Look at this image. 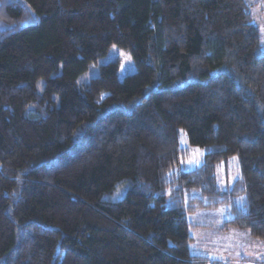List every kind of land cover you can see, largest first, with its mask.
Masks as SVG:
<instances>
[{
  "label": "trees",
  "instance_id": "16d2710c",
  "mask_svg": "<svg viewBox=\"0 0 264 264\" xmlns=\"http://www.w3.org/2000/svg\"><path fill=\"white\" fill-rule=\"evenodd\" d=\"M250 2L0 0V264H225L189 252L187 216L221 207L224 231L264 240ZM112 46L134 73L78 84ZM179 131L203 150L192 170Z\"/></svg>",
  "mask_w": 264,
  "mask_h": 264
},
{
  "label": "rangeland",
  "instance_id": "374dc122",
  "mask_svg": "<svg viewBox=\"0 0 264 264\" xmlns=\"http://www.w3.org/2000/svg\"><path fill=\"white\" fill-rule=\"evenodd\" d=\"M251 22L258 29L260 42L264 50V0H251L249 4ZM118 61V79L134 73L135 65L125 50L112 46L107 54L98 58L78 79V84H86L98 75L99 65ZM40 90V84L37 85ZM180 147L188 149V156L180 165L181 169L192 170L202 161L203 150L190 146L187 135L179 131ZM215 176L221 189L231 187L238 177L237 158L231 157L226 163L216 167ZM241 200V199H240ZM224 208L216 210H198L187 216L191 225L192 242L189 245L191 255L201 256L210 261H221L225 264H264V240L253 239L247 231L229 229L224 231L222 224L227 219Z\"/></svg>",
  "mask_w": 264,
  "mask_h": 264
}]
</instances>
